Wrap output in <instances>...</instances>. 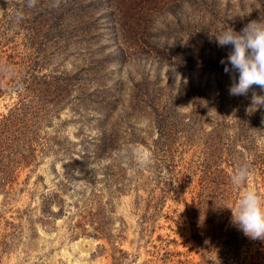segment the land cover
I'll list each match as a JSON object with an SVG mask.
<instances>
[{
  "label": "rangeland",
  "instance_id": "374dc122",
  "mask_svg": "<svg viewBox=\"0 0 264 264\" xmlns=\"http://www.w3.org/2000/svg\"><path fill=\"white\" fill-rule=\"evenodd\" d=\"M114 1L0 0V264H264L230 209L264 199V91L215 40L264 0Z\"/></svg>",
  "mask_w": 264,
  "mask_h": 264
},
{
  "label": "clouds",
  "instance_id": "9594fccd",
  "mask_svg": "<svg viewBox=\"0 0 264 264\" xmlns=\"http://www.w3.org/2000/svg\"><path fill=\"white\" fill-rule=\"evenodd\" d=\"M34 3V0H31ZM220 47L230 46L226 58L220 63L225 73H238V80L233 81L228 91L231 96H247L253 86L264 91V19L253 20L246 24L239 32L228 27L215 36ZM252 106L255 109L264 106V95L252 91ZM151 162V154L145 152L141 159V166ZM250 174V165L243 162L237 166L231 176L232 184L239 188L246 185ZM232 222L245 236L252 240L264 241V199L252 188H245L240 194L238 203L230 208Z\"/></svg>",
  "mask_w": 264,
  "mask_h": 264
},
{
  "label": "trees",
  "instance_id": "16d2710c",
  "mask_svg": "<svg viewBox=\"0 0 264 264\" xmlns=\"http://www.w3.org/2000/svg\"><path fill=\"white\" fill-rule=\"evenodd\" d=\"M125 3L130 1L132 3H130L131 5H136V6H140L141 3L143 4L144 2H146V0H123ZM148 1H152V0H148ZM154 2H157L158 0H153ZM109 6H113V8L116 10L117 14L119 13V10L115 5V1L114 0H108ZM128 4V3H127ZM154 4V3H153ZM120 15V14H119Z\"/></svg>",
  "mask_w": 264,
  "mask_h": 264
}]
</instances>
